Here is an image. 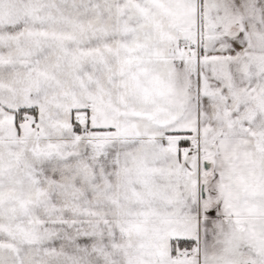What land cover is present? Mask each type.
<instances>
[{
	"label": "crops",
	"instance_id": "crops-1",
	"mask_svg": "<svg viewBox=\"0 0 264 264\" xmlns=\"http://www.w3.org/2000/svg\"><path fill=\"white\" fill-rule=\"evenodd\" d=\"M0 264H264V0H0Z\"/></svg>",
	"mask_w": 264,
	"mask_h": 264
},
{
	"label": "built area",
	"instance_id": "built-area-1",
	"mask_svg": "<svg viewBox=\"0 0 264 264\" xmlns=\"http://www.w3.org/2000/svg\"><path fill=\"white\" fill-rule=\"evenodd\" d=\"M191 140L192 143L190 144L188 151L190 155L198 157V170H199V176L201 178L203 173L202 146H201L202 138L199 136V134H196L191 138Z\"/></svg>",
	"mask_w": 264,
	"mask_h": 264
},
{
	"label": "rangeland",
	"instance_id": "rangeland-1",
	"mask_svg": "<svg viewBox=\"0 0 264 264\" xmlns=\"http://www.w3.org/2000/svg\"><path fill=\"white\" fill-rule=\"evenodd\" d=\"M250 81V80H249ZM250 87V86H249ZM248 87V97H253L254 96V93H253V90L251 88ZM224 95H226V93H224ZM251 95V96H250ZM226 97V96H225ZM223 96L221 98V101H220V104H223ZM249 104H254L253 101H249L248 102ZM250 106V105H249ZM253 107H247L246 110H245V114H248V115H254V108L252 109ZM221 114H223V112L221 111ZM199 136L202 138V134L199 132ZM192 143V142H191ZM190 143V144H191ZM203 175V174H202ZM204 179V178H203Z\"/></svg>",
	"mask_w": 264,
	"mask_h": 264
},
{
	"label": "trees",
	"instance_id": "trees-1",
	"mask_svg": "<svg viewBox=\"0 0 264 264\" xmlns=\"http://www.w3.org/2000/svg\"><path fill=\"white\" fill-rule=\"evenodd\" d=\"M203 177H204V183L206 184L207 183V180H208V174H209V171H205L204 169H203ZM206 198H208L207 197V195H206ZM216 204L215 203H211L210 205H208V206H215ZM192 244V243H191Z\"/></svg>",
	"mask_w": 264,
	"mask_h": 264
},
{
	"label": "flooded vegetation",
	"instance_id": "flooded-vegetation-1",
	"mask_svg": "<svg viewBox=\"0 0 264 264\" xmlns=\"http://www.w3.org/2000/svg\"><path fill=\"white\" fill-rule=\"evenodd\" d=\"M199 196L206 197V192H205V183L200 184V191H199Z\"/></svg>",
	"mask_w": 264,
	"mask_h": 264
},
{
	"label": "water",
	"instance_id": "water-1",
	"mask_svg": "<svg viewBox=\"0 0 264 264\" xmlns=\"http://www.w3.org/2000/svg\"><path fill=\"white\" fill-rule=\"evenodd\" d=\"M203 167L205 171H209L212 167V164L208 161H205Z\"/></svg>",
	"mask_w": 264,
	"mask_h": 264
}]
</instances>
